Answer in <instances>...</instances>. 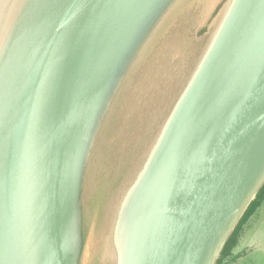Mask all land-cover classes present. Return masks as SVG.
<instances>
[{"label":"water","instance_id":"obj_1","mask_svg":"<svg viewBox=\"0 0 264 264\" xmlns=\"http://www.w3.org/2000/svg\"><path fill=\"white\" fill-rule=\"evenodd\" d=\"M0 264H264V0H0Z\"/></svg>","mask_w":264,"mask_h":264},{"label":"rangeland","instance_id":"obj_2","mask_svg":"<svg viewBox=\"0 0 264 264\" xmlns=\"http://www.w3.org/2000/svg\"><path fill=\"white\" fill-rule=\"evenodd\" d=\"M190 24L187 22V21H184L183 22V27H182V32H186V30L189 28ZM183 43L182 42H179V44L176 46V48H171L170 51L174 50V49H181ZM165 58L167 59L168 56H169V50H168V53H165ZM166 72V68H159L157 71L153 72L155 75L158 74V73H164ZM154 80V78H148V75L147 76H141L140 79H138V84L139 85H143L144 87L148 86L151 84V82Z\"/></svg>","mask_w":264,"mask_h":264}]
</instances>
